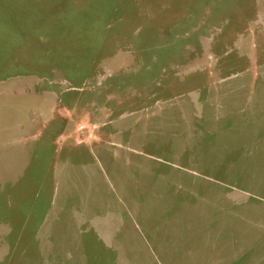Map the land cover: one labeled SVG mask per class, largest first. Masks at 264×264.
Wrapping results in <instances>:
<instances>
[{
	"label": "rangeland",
	"instance_id": "obj_1",
	"mask_svg": "<svg viewBox=\"0 0 264 264\" xmlns=\"http://www.w3.org/2000/svg\"><path fill=\"white\" fill-rule=\"evenodd\" d=\"M0 264H264V0H0Z\"/></svg>",
	"mask_w": 264,
	"mask_h": 264
}]
</instances>
